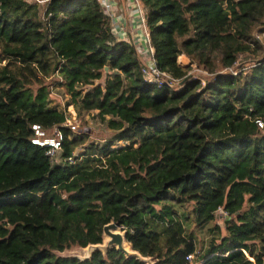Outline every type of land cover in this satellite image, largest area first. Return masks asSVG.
I'll return each mask as SVG.
<instances>
[{"label": "trees", "instance_id": "obj_1", "mask_svg": "<svg viewBox=\"0 0 264 264\" xmlns=\"http://www.w3.org/2000/svg\"><path fill=\"white\" fill-rule=\"evenodd\" d=\"M140 1L178 86L144 79L98 0H0V264H144L61 256L111 220L155 264H264V0ZM69 106L112 136L72 131ZM33 124L61 132L55 158Z\"/></svg>", "mask_w": 264, "mask_h": 264}, {"label": "built area", "instance_id": "obj_2", "mask_svg": "<svg viewBox=\"0 0 264 264\" xmlns=\"http://www.w3.org/2000/svg\"><path fill=\"white\" fill-rule=\"evenodd\" d=\"M101 7L103 11L107 14V16L111 19V24L114 32L118 30L119 27V12L117 11V7H115L114 3H111L109 0H99ZM141 1L140 0H129L132 13H135V16H138V11H140L141 8ZM138 25L140 28L143 29L144 32V43L143 45H138L136 48L140 57L141 61V73L144 76V79L148 82H154L157 83L159 86L165 84L169 87L178 86L181 83L173 78L168 73L161 71L154 60L153 53L154 50L150 44L148 32L145 25V11L143 10V14H141L140 20H138ZM259 125H261L259 123ZM34 131V136L31 137V142L33 144L39 145V146H46L47 151L46 154L52 158H55L57 155V152L60 150L61 147V140H62V134L61 132L55 128L56 132L51 137L45 136V130L42 129L39 125L33 124L31 127ZM72 130L75 129L74 126H71ZM189 259H191V256H189Z\"/></svg>", "mask_w": 264, "mask_h": 264}, {"label": "rangeland", "instance_id": "obj_3", "mask_svg": "<svg viewBox=\"0 0 264 264\" xmlns=\"http://www.w3.org/2000/svg\"><path fill=\"white\" fill-rule=\"evenodd\" d=\"M140 4H141L142 9L140 11H138V16L136 17L138 20H140L141 14H143V10H145L143 4L142 3H140ZM117 7L121 10V7L119 5H117ZM121 11H120V13H121ZM121 28H122V26H121ZM123 30H124V28H122L119 31L121 36H125V33ZM140 35L142 36V31H141ZM178 61L184 67H190V71L188 72V75H190L191 77H193V78L199 77V78H203V79H205L207 77L208 73H206L205 71H202L201 69L196 67L193 63H190V59L187 56L181 55L178 58ZM48 80H50V78H48ZM96 84L104 85V79L97 81ZM50 98H51V104L52 105L57 106L59 109H64L65 101L67 100V96L64 95L63 89L54 88L53 90H51ZM66 113L68 115L67 124L70 127L71 126L75 127L74 130H72V128H71V130L74 131L75 133L87 132L90 136V141L92 140L95 143L104 144L112 136L111 130H109L104 123L100 122L96 118L95 112H82L81 113L78 108H74L73 106H69L67 108ZM55 132H56L55 128H52L50 130H45V136L51 137L53 134H55ZM77 152L80 153V152H82V150L77 151ZM217 222L220 223V219ZM63 252H61L60 254L78 255L81 257H82V255H84V251L79 250L76 247H72V248L67 249Z\"/></svg>", "mask_w": 264, "mask_h": 264}, {"label": "water", "instance_id": "obj_4", "mask_svg": "<svg viewBox=\"0 0 264 264\" xmlns=\"http://www.w3.org/2000/svg\"><path fill=\"white\" fill-rule=\"evenodd\" d=\"M126 231L122 230V227L118 222L111 220L103 226L102 241L100 243H90L85 247H76L79 250L84 251V255H63V257L78 258L79 260L90 259L95 251H100L104 256L111 249H116L123 253L126 258H135L144 264H155L154 259L151 256H143L139 251L133 249L126 240ZM64 253V252H63Z\"/></svg>", "mask_w": 264, "mask_h": 264}, {"label": "crops", "instance_id": "obj_5", "mask_svg": "<svg viewBox=\"0 0 264 264\" xmlns=\"http://www.w3.org/2000/svg\"><path fill=\"white\" fill-rule=\"evenodd\" d=\"M111 3L115 4V7H117V5H119L121 7V10L117 7V11L120 13L119 14V27L118 30L115 31L117 37L120 40H128L130 43H133L135 45V48L138 47V45H143L144 43V32L143 29L140 28V26L138 25V19L135 16V13H132V6H130L129 4V0H109ZM132 9V10H131ZM120 10V11H119ZM124 28V33L125 36H121L120 35V30L121 28ZM142 31V36L141 31Z\"/></svg>", "mask_w": 264, "mask_h": 264}, {"label": "clouds", "instance_id": "obj_6", "mask_svg": "<svg viewBox=\"0 0 264 264\" xmlns=\"http://www.w3.org/2000/svg\"><path fill=\"white\" fill-rule=\"evenodd\" d=\"M192 257V256H191Z\"/></svg>", "mask_w": 264, "mask_h": 264}]
</instances>
